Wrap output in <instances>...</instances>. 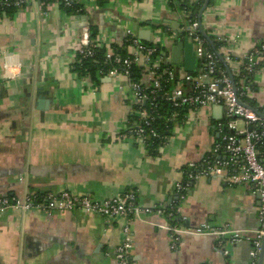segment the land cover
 Masks as SVG:
<instances>
[{"label": "crops", "instance_id": "obj_1", "mask_svg": "<svg viewBox=\"0 0 264 264\" xmlns=\"http://www.w3.org/2000/svg\"><path fill=\"white\" fill-rule=\"evenodd\" d=\"M78 1L79 12L66 11L55 0L0 10V195L67 190L105 199L135 191L142 205L169 207L176 200L175 184L184 179L183 167L201 161L219 139L225 110L188 109L153 151L123 135L137 119L129 79L110 77L103 69L95 78L82 75L74 70V47L90 27L98 31L93 41L110 47L123 44L131 29L139 39L158 42L166 62L174 64L175 30H184L186 13L170 0ZM202 22L212 39L229 41L241 56L264 42V0H211ZM181 39L192 42L186 34ZM200 65L201 59L195 72ZM176 66L188 88L184 78L193 73L184 61ZM252 79L247 99L263 113L264 59ZM40 91L47 97L43 109ZM259 203L258 194L244 185L199 177L179 203L183 224L206 223L211 229L230 224L242 230V239L220 244L212 233L186 234L177 249L171 248L166 217L156 213L131 222L80 209L10 208L0 215V264H119L113 251L127 224L135 264H251L254 231L261 227Z\"/></svg>", "mask_w": 264, "mask_h": 264}, {"label": "built area", "instance_id": "obj_2", "mask_svg": "<svg viewBox=\"0 0 264 264\" xmlns=\"http://www.w3.org/2000/svg\"><path fill=\"white\" fill-rule=\"evenodd\" d=\"M30 1L32 0H0V10L23 9ZM200 25L198 17L183 28L186 36L194 43L197 57L202 61L198 73L185 76L184 83L189 84L188 88L182 85L179 78L172 91H167L162 86V77H173L175 73L173 67L163 66V62L166 61L165 54L159 52L155 45L143 42L131 29H126L124 40L128 41V48L133 50L126 57L116 54L106 41H93L89 29H84L81 39L74 47L78 62L95 57L97 48L107 47L105 60L117 64L107 73L110 77L124 76L129 79L133 107L137 115L136 122L127 127L123 135L131 136L143 144L148 145L153 137L161 139L153 126L156 119L154 102L156 98H163L175 108L197 110L209 105H220L225 110V118L218 123L220 139L213 146L212 155L204 156L201 161L183 167L184 179L175 184L176 200L171 206L142 205L135 191L96 199L90 195L73 194L67 190L61 192L29 190L21 194L0 195V215L10 208L39 209L50 213L80 209L110 219L126 217L131 222H136L156 213L167 219L164 227L171 234L172 249L179 247L183 235L186 234L212 233L219 236L220 244L225 239L240 241L242 230L235 229L230 224L213 229L206 223L197 228H188L183 224L179 203L187 199L190 187L199 177H217L231 185H244L250 192L260 196L258 217L261 227L254 231L250 260L251 264H257L264 238V116L246 99L253 81L252 75L258 72L264 59V42L239 56L235 54L234 48L229 47V41L218 37L223 43L222 50L213 51L207 39L199 33ZM221 62L228 66L229 63L236 62L238 67L231 69L226 66L227 69H224ZM133 66H141L145 70L140 81L135 82L130 78ZM235 77H240L238 86ZM144 83L148 86H144ZM147 90L152 95L151 101ZM239 121L244 123V128L240 127ZM165 143L164 139L160 146ZM132 247V230L130 224H127L123 227V241L113 251L119 264H135Z\"/></svg>", "mask_w": 264, "mask_h": 264}, {"label": "trees", "instance_id": "obj_3", "mask_svg": "<svg viewBox=\"0 0 264 264\" xmlns=\"http://www.w3.org/2000/svg\"><path fill=\"white\" fill-rule=\"evenodd\" d=\"M46 1L51 2L54 0H50V1L46 0ZM57 1H59L61 5L65 8V10L68 12H79L82 8V4L78 0H57ZM170 1L175 7H178L179 9H181L186 13L187 17L185 19V24H184L185 26L192 23L199 17V13L202 8V5L205 3L206 0H198L192 3L189 0H170ZM105 2L106 0H100L101 4H104ZM90 32H91L90 37L92 40H94L98 35V31L95 27H90ZM145 43L149 45H155L158 51L162 52V47L160 45L154 42H145ZM128 45H129L128 41L124 40L123 44L121 45L113 44L112 47L116 54L120 55L121 57H126L129 55V53L127 52ZM222 45L223 43L219 42L217 39L214 38H213V45L209 43V47L213 51H219ZM105 52L106 49L97 48L95 57L83 59V61L79 63L76 62L74 70L78 71L82 75H90L94 78L97 77V75L99 74L98 72H100V70L102 69H103V73L107 72L111 67L117 64L111 60L106 61ZM220 64L222 68L227 69L224 62H221ZM163 66H171L175 70L173 77H167V76L162 77L163 88L167 91H172L176 87L178 81L180 80L178 78L177 66L170 62L167 63L166 61L163 62ZM196 73L198 72H194L193 75H195ZM144 74H145V70L143 67L133 66L131 68L130 78L132 81L135 82L140 81L144 76ZM239 81H240V77H235V83L237 84V86L239 84ZM144 86H148V84L144 83ZM150 87L151 86L149 85V88ZM149 97H150L149 101H151L152 95L149 94ZM154 102L156 104V111H155L156 119L153 123V126L156 129V131L160 134L161 139L153 137L149 140L148 142L149 147H151L153 151L157 150L160 147L162 140L164 139L167 140V138L171 137L173 133L172 129L174 128L175 123L181 121L188 111V108L173 107L169 102H167L161 97L156 98ZM247 102L250 104V101H248V99ZM219 139L217 141H219ZM211 155H212V150L208 152L205 156H211Z\"/></svg>", "mask_w": 264, "mask_h": 264}, {"label": "water", "instance_id": "obj_4", "mask_svg": "<svg viewBox=\"0 0 264 264\" xmlns=\"http://www.w3.org/2000/svg\"><path fill=\"white\" fill-rule=\"evenodd\" d=\"M210 2H211V0H206L203 7L200 10L199 21H200L201 25L199 28V33L202 36H204L211 45H213L212 37L207 33V31L204 29V27L202 25L203 14L206 11L207 7L210 5ZM178 28H179V26H178ZM178 28L175 30V39H176L177 43L173 47L174 65H178L180 63V61H184L186 70L190 73H194L197 70V66L199 63V58L197 57L195 50H194V43H193V41L190 42L188 40H182L181 34H184L185 32H184V30L178 29ZM141 39L148 41V42L150 41L149 37H142ZM184 48H185V56L182 58L181 57V51ZM175 55H176V58H175ZM46 103H47V97H46V95H44L43 91H40V96H39V101H38V105L40 106L39 108L43 109L46 106ZM260 114L262 116H264L263 113H260ZM258 198H260L259 194H258ZM259 205H260V203H259ZM263 260H264V239L262 241L261 252L259 254V259H258L257 264H262Z\"/></svg>", "mask_w": 264, "mask_h": 264}, {"label": "rangeland", "instance_id": "obj_5", "mask_svg": "<svg viewBox=\"0 0 264 264\" xmlns=\"http://www.w3.org/2000/svg\"><path fill=\"white\" fill-rule=\"evenodd\" d=\"M233 63H236V62H233ZM237 64V63H236ZM240 125V124H239Z\"/></svg>", "mask_w": 264, "mask_h": 264}]
</instances>
